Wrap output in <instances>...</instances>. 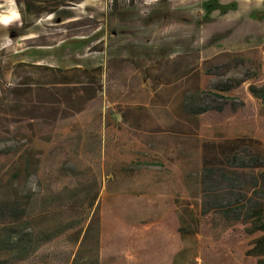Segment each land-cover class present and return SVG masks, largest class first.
I'll use <instances>...</instances> for the list:
<instances>
[{
	"label": "rangeland",
	"instance_id": "rangeland-1",
	"mask_svg": "<svg viewBox=\"0 0 264 264\" xmlns=\"http://www.w3.org/2000/svg\"><path fill=\"white\" fill-rule=\"evenodd\" d=\"M24 1L0 0L11 18L0 23V198L20 186L26 202L37 194V227L79 224L16 264H82L96 252L99 264H258L245 206L264 200V168L224 154L264 158V101L250 91L264 88V0H29L39 16ZM36 65L99 71L65 78ZM184 101L212 108L192 117ZM9 149L27 152L30 169L14 168ZM207 172L219 195L245 197L240 220L209 205ZM95 193L97 251L94 237L80 249Z\"/></svg>",
	"mask_w": 264,
	"mask_h": 264
},
{
	"label": "trees",
	"instance_id": "trees-1",
	"mask_svg": "<svg viewBox=\"0 0 264 264\" xmlns=\"http://www.w3.org/2000/svg\"><path fill=\"white\" fill-rule=\"evenodd\" d=\"M84 0H71L73 3H81ZM22 7V11L25 14L27 11L30 14H35L39 16L42 11L37 8V6L32 2L24 1ZM57 6L52 7L45 12H49L50 14L55 13L57 11ZM19 67H22L23 64H19ZM17 66V68H18ZM27 66V64H24ZM34 66V65H33ZM35 68L41 69L42 71L50 72L53 74H64L65 78H70L67 75H91L92 72H97L99 69L94 70H81L80 68H75L71 70H62L59 68L36 65ZM28 83H31L29 78H26ZM243 81L236 80L235 84L227 85L223 88V91L230 90L234 87H237L239 83ZM26 83V84H28ZM66 83V82H63ZM50 84H54L53 82ZM27 91V90H26ZM250 91L252 95L264 101V88H256L254 86L250 87ZM214 99H220L222 101L228 100L226 96H223L218 93L210 94ZM211 106L209 104H190L189 101L183 104V110L187 112L189 116L197 117L211 110ZM241 141V139H234L233 143L237 144ZM241 145L236 148H241ZM7 152V153H6ZM239 151L232 150L231 152H225L224 156L227 160H230L233 166L242 167L244 162H247L251 167V169H262L264 168V158L260 157L259 154H250L249 156L240 157L238 154ZM9 156H13L15 159L14 168L24 169L25 171L29 170L32 164V158L28 156L27 152H19L17 150H8L5 151ZM2 154V151H0ZM244 159V160H243ZM241 165V166H240ZM19 174V175H18ZM16 176H13L12 180H17L18 177L21 176L20 172L15 173ZM211 175V176H210ZM17 177V178H16ZM205 179L212 178V174L208 172L203 175ZM225 179V176H222ZM261 180L264 183V172L261 174ZM217 182V180H215ZM16 182V181H15ZM95 182V181H94ZM258 182V181H256ZM18 183V182H17ZM210 186V184H208ZM207 185V186H208ZM255 187H258L256 183ZM259 189V188H257ZM14 191L11 196L7 198H0V223L6 220L9 228L4 230L2 236L0 237V264H16L18 262L28 261L33 258L44 245L54 241L57 238H60L66 235L72 229L78 227L79 221L71 220L67 221L63 224H59L56 226H39L37 227V222L42 225L43 221L41 214H33L32 213V200L37 199V194L32 193L27 197V202L23 200L21 195L20 186L16 188H12ZM205 192L211 198V206L214 209H218L219 213L222 217L227 220H240L243 217V209L240 208V212H236V207L238 203H242L245 201V197L240 199V194L231 193L229 198H225L219 193H216V188L208 187L205 189ZM240 199V200H239ZM97 202V193L94 194L93 199L88 198L85 206L86 216L83 219V223L85 225V234L80 244V249H82L87 241L94 237L95 239V251H97L99 247V235H100V218H99V208L96 207ZM249 205V206H248ZM247 208V214L245 216V221L249 223V233L255 236L253 240L252 247L247 252L249 256L256 257L258 259V264H264V200L261 197H252L245 206ZM237 213V215H236ZM80 250H78L75 258L79 256ZM80 263V259L73 260L72 264ZM82 264H99L98 252L95 254V261L87 259Z\"/></svg>",
	"mask_w": 264,
	"mask_h": 264
},
{
	"label": "crops",
	"instance_id": "crops-1",
	"mask_svg": "<svg viewBox=\"0 0 264 264\" xmlns=\"http://www.w3.org/2000/svg\"><path fill=\"white\" fill-rule=\"evenodd\" d=\"M2 29H4V28H1V29H0V33H1V32H4V33H5V30H2ZM4 33H3V34H4ZM40 49H43V48H40ZM40 53L43 54L44 52L41 51ZM28 57H30V54L27 53V52L25 51V53L22 55V60H21V61H23V62L25 61V62H26V60H27ZM44 59H45V57H43V56H39V58L36 60L35 63H37V64H41V63L44 61ZM74 66H76V67H80L81 65H80V63H75Z\"/></svg>",
	"mask_w": 264,
	"mask_h": 264
},
{
	"label": "clouds",
	"instance_id": "clouds-1",
	"mask_svg": "<svg viewBox=\"0 0 264 264\" xmlns=\"http://www.w3.org/2000/svg\"><path fill=\"white\" fill-rule=\"evenodd\" d=\"M10 19V17H0V23L8 24Z\"/></svg>",
	"mask_w": 264,
	"mask_h": 264
}]
</instances>
